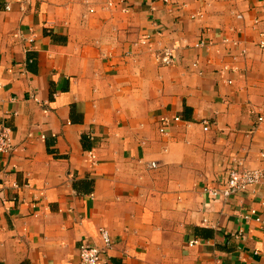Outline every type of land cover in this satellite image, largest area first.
I'll return each instance as SVG.
<instances>
[{
    "label": "crops",
    "instance_id": "0c3cea01",
    "mask_svg": "<svg viewBox=\"0 0 264 264\" xmlns=\"http://www.w3.org/2000/svg\"><path fill=\"white\" fill-rule=\"evenodd\" d=\"M263 32L264 0H0V264H80L100 227L101 264H264V177L204 192L264 172Z\"/></svg>",
    "mask_w": 264,
    "mask_h": 264
},
{
    "label": "built area",
    "instance_id": "2783aa9c",
    "mask_svg": "<svg viewBox=\"0 0 264 264\" xmlns=\"http://www.w3.org/2000/svg\"><path fill=\"white\" fill-rule=\"evenodd\" d=\"M10 7L8 6V9ZM129 10V9H127ZM32 41V39H31ZM213 45L212 41H201L198 46ZM259 45L264 49V32L261 33V39ZM220 52V49H216ZM173 50L166 49L157 55V59L163 65H169L173 62ZM198 63L195 62L193 66H197ZM0 83V89L2 88ZM174 121H180L181 117L175 116ZM259 120H263L260 118ZM171 122L170 118H166L164 125L160 128L162 132H165L166 127ZM204 129L208 130L210 127V122L206 119L203 120ZM14 151V144L11 136V130L7 127H1L0 129V152L1 153H11ZM92 159H95V153L93 151L89 152ZM151 166H156V162H152ZM264 177V172L261 168L249 169L245 167H231L227 170L226 177L220 183L211 182L204 187V192L213 200H228L229 198L250 192L253 186L260 183ZM17 186V185H15ZM252 214H256V210L252 209L250 213H246L245 218L249 219ZM259 220V218H258ZM100 237L103 242V246L88 245L83 243L79 247V257L80 264H101L104 261V254L106 249L110 248L113 244L110 232L105 227H100L99 229ZM198 241H191L190 244L194 245ZM106 264V262L104 263Z\"/></svg>",
    "mask_w": 264,
    "mask_h": 264
}]
</instances>
